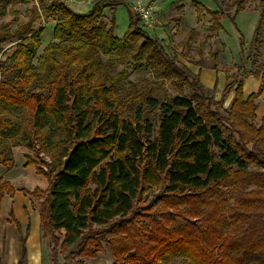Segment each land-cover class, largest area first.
Listing matches in <instances>:
<instances>
[{
  "label": "trees",
  "instance_id": "trees-1",
  "mask_svg": "<svg viewBox=\"0 0 264 264\" xmlns=\"http://www.w3.org/2000/svg\"><path fill=\"white\" fill-rule=\"evenodd\" d=\"M32 1L0 0V9ZM246 1L232 0L226 10L203 7L211 19L208 29L223 31L221 20H234ZM258 7L255 50L262 43L264 0ZM42 9L54 19L53 41L36 55L43 29H27L1 68L0 165L13 164L7 157L10 141L36 157L49 155V162L38 163L24 155V166L34 165L47 186L20 191L41 199L40 233L42 241L53 243L51 263L57 264L58 245L93 257L105 243L111 264L176 258L184 264H264V120L255 124L264 59L260 72L242 70V78H233L213 102L203 95L199 74L175 65L159 40L145 33L138 14L128 11V30L119 38L113 13L108 26L101 23L99 3L87 13L55 1ZM4 29L0 25V42L9 37ZM142 60H157L195 94L159 101L130 82L124 90L126 73L114 74L116 64ZM9 72L12 81L5 79ZM247 75L260 76L261 83L245 96ZM230 92L222 116L219 109ZM151 110L160 111L155 134ZM4 189L12 190L0 180V205ZM9 218L18 232L17 264H24L29 225L23 234L11 211Z\"/></svg>",
  "mask_w": 264,
  "mask_h": 264
},
{
  "label": "rangeland",
  "instance_id": "rangeland-1",
  "mask_svg": "<svg viewBox=\"0 0 264 264\" xmlns=\"http://www.w3.org/2000/svg\"><path fill=\"white\" fill-rule=\"evenodd\" d=\"M52 1L64 3L76 13H87L95 3H99L104 15L101 23L108 26L113 13L116 26L114 35L119 38L128 30L129 10L135 14V7L150 9L151 16L147 22L142 21V27L149 37L159 40L169 59L178 67H184L194 74H197L200 68L218 69L226 75L224 86L233 78L241 79L242 70L260 72L258 65L264 59V24L261 31V45L255 50L251 44L258 20L259 0H247L244 11L238 13L234 20L223 18L221 20L223 31L221 32H212L208 29L211 19L203 7L210 10H217L218 8L226 10V6L232 0H46L44 3L49 4ZM194 2H198L200 5ZM44 3L36 0L15 5L9 3L0 9V25H5L4 33L9 35L8 38L0 42L2 49L0 73L1 68L9 64L8 59L19 43L18 37L27 29L33 31L43 29L39 38L40 47L36 55L41 54L42 49L53 41L54 19L49 16L46 17L42 9ZM233 12L234 9H231L230 14ZM241 42L242 45H240ZM140 44L141 40L139 39L134 45L138 47ZM145 48L151 49V45L147 41ZM145 58H147V53ZM144 60L130 61L124 65L116 64L114 74L121 71L126 73V80L121 81L124 90L128 88V82H130L140 91H151V94L159 101H163L165 97L176 95L190 98L195 94L188 85L182 84V81L174 73L167 70L165 66L158 65L157 60L150 62L149 65ZM14 76L12 72H9L5 75V79L12 81ZM202 85L204 87L203 95L206 98L213 102L220 101L224 87L213 85L208 88L203 83ZM232 98L233 92L225 96L222 108L219 109L222 116H225L223 110L229 108ZM159 114V110H151L149 114L154 134L158 127ZM19 121L17 116L12 119L14 125L20 123ZM255 124L258 126L260 123L255 121ZM50 141V138H47L46 142L50 143ZM46 142L45 144L48 145ZM7 147V157L13 160V164L6 167L0 165V180L7 182L12 190L4 189L3 196L12 198L18 206L20 203V206L23 205L24 198L32 201L34 206L39 207L40 198L25 195L20 189L32 191L34 188H38L44 190L47 186V180L35 172L34 165L24 166V155H28L37 163L41 158L49 162V155L40 152L36 157L32 151L27 150L22 145H15L13 141H10ZM90 187L93 188V185ZM14 192L20 194L12 197ZM5 199L4 220L8 217L10 210L9 200L8 198ZM14 233L15 230H10L8 226H5L4 234L6 237L14 235ZM43 243V264H52L50 257L53 243L47 238ZM102 248L103 250L93 257H86L78 256L75 247L63 252L58 245L54 248L56 263L111 264L113 258L108 246L103 243ZM162 264H184V262L182 258H176Z\"/></svg>",
  "mask_w": 264,
  "mask_h": 264
},
{
  "label": "crops",
  "instance_id": "crops-1",
  "mask_svg": "<svg viewBox=\"0 0 264 264\" xmlns=\"http://www.w3.org/2000/svg\"><path fill=\"white\" fill-rule=\"evenodd\" d=\"M250 71V70H249ZM200 80L208 88L213 85L218 87H224L226 75L224 72L213 68H200L198 69ZM261 83L260 76L247 75L243 78L242 89L245 96L256 93ZM256 122L261 123L264 120V88L261 95L257 99V108L255 111ZM18 192H14L12 197ZM22 195V193H21ZM8 198L10 204V210L13 213L14 219L21 226V231L24 234L26 225H29V231L26 238V260L24 264H43V250L44 243L40 233L39 223V207L34 206V203L30 200L23 198V205L18 206L15 204V200L9 197H2L0 205V264H17L20 254V246L18 239V232L16 224L10 221L9 212L8 217L4 220V200ZM5 221V223H3ZM5 226H8L10 230H15L14 235L7 236L4 234ZM24 228V230H23Z\"/></svg>",
  "mask_w": 264,
  "mask_h": 264
},
{
  "label": "built area",
  "instance_id": "built-area-1",
  "mask_svg": "<svg viewBox=\"0 0 264 264\" xmlns=\"http://www.w3.org/2000/svg\"><path fill=\"white\" fill-rule=\"evenodd\" d=\"M134 12L139 15L141 21L145 22H147L148 18L151 16V10L142 7H135Z\"/></svg>",
  "mask_w": 264,
  "mask_h": 264
}]
</instances>
